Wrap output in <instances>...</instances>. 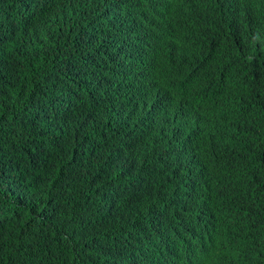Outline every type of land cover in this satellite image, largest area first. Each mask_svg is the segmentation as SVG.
<instances>
[{"label":"trees","instance_id":"16d2710c","mask_svg":"<svg viewBox=\"0 0 264 264\" xmlns=\"http://www.w3.org/2000/svg\"><path fill=\"white\" fill-rule=\"evenodd\" d=\"M95 1L111 10L118 44L153 46L157 11L143 0ZM82 2L0 0V264H98L112 235L139 217L162 213L183 221L165 177L121 158L138 151L140 141L126 144L137 132L120 112L148 76L164 89L183 69L166 46L119 98L90 97L70 67L85 64L89 53L82 39L85 12L93 13ZM204 8L190 11L189 21L201 23L187 45L199 58L189 69L218 88V100L232 102L239 117L226 134L227 149L203 162L208 188L195 200L206 213L189 225L214 249L212 264H264V19L230 29ZM230 224L233 243L214 232L222 226L231 234Z\"/></svg>","mask_w":264,"mask_h":264},{"label":"clouds","instance_id":"9594fccd","mask_svg":"<svg viewBox=\"0 0 264 264\" xmlns=\"http://www.w3.org/2000/svg\"><path fill=\"white\" fill-rule=\"evenodd\" d=\"M143 1L157 11L153 46L118 44L111 10L101 2L83 0L86 10L93 13L85 12L89 16L88 36L82 39L89 45V53L85 64L70 67L90 97L119 98L132 89L135 72L156 60V51L161 53L169 47L166 55L183 70H175L178 75L169 79L164 89L159 78L154 86L153 80L147 79L136 98L123 101L120 112L135 122L131 126L137 132L126 144L132 146L136 138L140 144L138 151L121 154V158L165 177L168 200L183 214V221H173L162 213L148 219L139 217L126 227L124 234H113L103 255L95 259L98 264H212V250L197 241L196 231L189 223L201 218L198 214L206 213L195 200L208 188L203 162L219 157L229 146L226 134L234 120L235 106L218 100V88L204 86L193 75L197 71L189 69L199 58L187 45L201 23L200 19L189 21L190 11L199 4L209 7L224 26L233 29L243 19H264V0ZM178 38L179 42L174 40ZM83 80L91 83L83 85ZM111 117L122 123L121 115ZM105 118L108 120V116ZM231 222L236 223L233 219ZM233 225L230 224L231 229ZM221 227L214 228L215 235L218 232L222 240L235 242L233 229L230 235L220 231ZM162 241L165 242L161 245Z\"/></svg>","mask_w":264,"mask_h":264},{"label":"bare ground","instance_id":"6f19581e","mask_svg":"<svg viewBox=\"0 0 264 264\" xmlns=\"http://www.w3.org/2000/svg\"><path fill=\"white\" fill-rule=\"evenodd\" d=\"M42 2H43V1H42ZM77 3H78V2H77ZM43 5H45V4H43ZM144 8H145V7H144ZM84 10H85V9H84ZM33 12H34V11H33ZM80 12H81V11H80ZM82 12H83V11H82ZM138 14H139V13H138ZM30 15H31V14H30ZM134 15H135V14H134ZM136 19H137V17H136ZM135 22H136V21H135ZM44 24H45V22H44ZM132 24H133V22H132ZM135 24H136V23H135ZM45 25H46V24H45ZM46 26H47V25H46ZM131 27H132V26H131ZM134 28H135V26H134ZM252 29H253V30H256V28H255V29L252 28ZM133 30H134V29H133ZM133 30H132V31H133ZM249 30H250V29H249ZM257 30H258V29H257ZM259 31H260V29H259ZM259 31H258V33H259ZM255 32H256V31H255ZM248 33H249V32H248ZM250 33H252V32H250ZM253 34L255 35V33H253ZM256 34H257V32H256ZM255 36H256V35H255ZM133 37H134V36H133ZM135 38H136V40H137V37H136V36H135ZM133 40H134V39H133ZM133 40H132V41H133ZM134 41H135V40H134ZM129 42H130V41H129ZM130 43H131V42H130ZM133 43H134V42H133ZM135 44H136V43H135ZM151 63H152V62H151ZM151 63H150V64H151ZM149 68L151 69V67H149ZM143 69H144V68H143ZM147 69H148V67H147ZM147 71H149V69H148ZM151 71H152V73L154 72L153 69H152ZM152 73H151V74H152ZM151 74H150V75H151ZM146 75H147V74H146ZM195 75H196V74H195ZM151 76H152V75H151ZM199 76H200V75H199ZM145 77H146V76H145ZM148 77L150 78V76H148ZM152 78H153V81H152V82H154V80H155V76L152 77ZM152 78H151V79H152ZM145 79H146V78H145ZM218 97H219V96H218ZM241 105H242V103L239 105L240 107L238 106L237 108H241ZM242 107H243V106H242ZM236 110H237V109H236ZM241 110H242V109H241ZM248 112H249V111H248ZM235 113H236V112H235ZM237 113H238V112H237ZM237 113H236V114H237ZM239 113H240V112H239ZM241 114H242V112L240 113V115H241ZM245 114H246V113H245ZM235 116H238V115H235ZM241 116H242V115H241ZM243 116H244V115H243ZM238 117H239V116H238ZM238 117H236V118L238 119ZM234 118H235V117H234ZM115 126H116V125H115ZM118 126H119V125H118ZM118 126H117V127H118ZM118 128H119V127H118ZM118 128H117V129H118ZM115 130H116V128H115ZM118 131H119V130H118ZM119 132H120V131H119ZM135 132H136V131H135ZM135 134H136V133H135ZM132 135H133V134H132ZM135 136H137V135H135ZM123 138H124V137H123ZM131 139H132V138H131ZM128 152H130V151H128ZM131 152H132V151H131ZM134 152H135V151H134ZM129 154H130V153H129ZM127 166H128V165H127ZM207 166H208V164H207ZM123 167H124V166H123ZM128 167H129V166H128ZM205 167H206V166H205ZM202 168H204V167H202ZM133 169H134V168H133ZM133 169L131 170L132 172H134ZM128 170H129V169H128ZM136 170H137V169H136ZM136 170H135V171H136ZM129 171H130V170H129ZM129 171H128V173H129V175H130L131 172H129ZM152 173H153V171L150 172V174H152ZM154 173H155V172H154ZM133 174H134V173H133ZM150 174H149V175H150ZM155 175H156V174H155ZM147 180H148V179H147ZM140 182H141V181H140ZM147 183H148V182H147ZM143 184H144V183H143ZM135 185H136V184H135ZM145 185H146V184H145ZM143 186H144V185H143ZM151 188H153V186H151ZM159 188H160V187H159ZM161 188H162V187H161ZM167 188H168V187H167ZM142 189H143V188H142ZM162 191H163V190H162ZM165 192H166V189H165ZM165 192H164V193H165ZM162 193H163V192H162ZM168 194H169V193H168ZM160 195H162V194H160ZM163 196H164V194H163ZM153 198H154V197H153ZM151 202H152V198H151ZM161 207H162V206H160V208H161ZM169 207H170V206H169ZM160 211H161V210H160ZM166 212H167V211H166ZM168 213H169V212H168ZM159 214H160V213H159ZM165 214H166V213H165ZM96 215H97V214H96ZM182 215H183V214H182ZM92 216H93V215H92ZM89 217H90V216H89ZM94 217H95V216H94ZM96 217H97V216H96ZM173 217H174V215H173ZM173 217H172V218H173ZM172 218H171V220H172ZM89 219H90V218H89ZM94 219H95V218H94ZM177 219H178V217H177ZM180 219H181V218H180ZM174 220H176V219H174ZM174 220H173V221H174ZM127 222H128V221H127ZM180 222H181V221H180ZM227 230H228V229H227ZM234 230L236 231V229H234ZM104 231H105V230H104ZM253 231H254V230H253ZM227 232H228V231H227ZM230 233H231V232H230ZM235 233H236V232H235ZM213 234H214V233H213ZM230 235H231V234H230ZM197 239H198V238H197ZM208 239H209V238H208ZM164 242H165V241H162L160 244L162 245ZM213 242H214V241H213ZM219 242H220V241H219ZM207 244H208V243H207ZM202 245H203V244H202ZM208 246H209V245H208ZM215 246H216V245H215ZM208 248H209V247H208ZM210 249H213V248L211 247ZM213 250H214V249H213ZM213 250H212V251H213Z\"/></svg>","mask_w":264,"mask_h":264}]
</instances>
